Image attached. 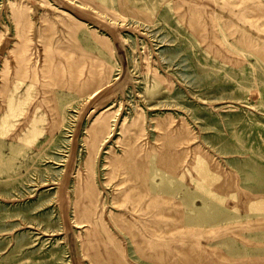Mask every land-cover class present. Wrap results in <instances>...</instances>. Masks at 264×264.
<instances>
[{"label": "rangeland", "instance_id": "1", "mask_svg": "<svg viewBox=\"0 0 264 264\" xmlns=\"http://www.w3.org/2000/svg\"><path fill=\"white\" fill-rule=\"evenodd\" d=\"M241 32L264 43V0H0V120L31 83L0 133V264H98L85 234L100 213L128 264H264V207L246 204L264 200V48ZM36 106L42 134L14 139ZM129 156L147 164L144 187Z\"/></svg>", "mask_w": 264, "mask_h": 264}, {"label": "bare ground", "instance_id": "2", "mask_svg": "<svg viewBox=\"0 0 264 264\" xmlns=\"http://www.w3.org/2000/svg\"><path fill=\"white\" fill-rule=\"evenodd\" d=\"M254 7H252V8H254ZM257 9H260V8H257ZM68 15L74 22H76V23L79 22V24L84 25V26L86 25V23L78 20L77 18H75L71 14H68ZM190 23L193 26V30L194 31H196L197 33L200 32V30L202 29V25H201V23L198 20V14L196 12H194L191 15ZM66 26L69 27V25H67V24H66ZM90 33L95 38L99 37V36H97L95 34V30L94 29H92L90 31ZM224 38H225V36H224ZM235 42H241V43L248 42L249 46H250L249 47L250 48V52H252L254 54V56H257L256 52H259L260 51L259 49L264 48V43L258 44V45L255 44V43L253 44L252 40L248 41V39L245 37V35L242 32L239 34V36L235 40ZM230 48H232V47H230ZM260 57H261V54L258 55L257 60ZM252 65L254 66V64H252ZM101 66H102V63L100 61H98V60H95L94 57H93L91 59V61H90V66L88 67V71H87L86 76L83 79V82H86V84H88L89 82H92L93 84H97L99 82V80H98L99 79L98 78V72L100 71ZM254 70H255V68H254ZM30 87H31V83L26 84V86L24 87L23 92L17 93L16 95H14L13 97L10 98L11 106H10V108H8L5 111V113L2 115V118L0 120V133H6L11 126L15 125V123L13 121L12 122H10V121L6 122L5 119L7 118L8 115H16V114H18V110L20 109V102H21V100L23 98H26V96L28 95V91H29ZM37 110H38V108L36 106V108H34V110L31 112L32 114L30 116L25 115L27 112L24 114L25 115L24 124H23L22 128L19 131H16L13 134V138L14 139L22 140L24 142H30L31 144H33L34 141H36V139L38 140V138L40 137V135L43 132V129H42L43 127L39 128L38 122L41 121V120L44 122V118L42 117V115H38L36 113V112H38ZM100 114L97 115L94 118L93 123H92L93 124L92 135H93L94 140L102 132L103 128H105V126H107V121H106L105 117L103 115L100 116ZM39 124H41V123H39ZM11 150L12 151H20L21 148L18 147L17 145H15V146H11ZM165 151L163 153V155H164L163 158L160 159V157H159V160H160L159 162H160V164H162L166 168H168V170H169V172L171 174H174L175 168H176V160L177 159H176L175 155H173L169 150H165ZM197 159L200 162L199 170H201V172H202L201 174H203L204 177L202 176L201 179L195 180V185H196V187H208L207 186L208 182L207 183L205 182L206 174L208 173V172H205V170L207 169L208 165L206 164L205 159L200 157L199 155H198ZM0 161L1 162L4 161L1 158V156H0ZM125 162L127 163V167L129 169V171L132 172L134 175H136L139 178V180H138L139 182H138L137 187H144L145 181L148 179V176H149V174H148V172L146 170V165L147 164L145 165L146 162H145L144 158H137L135 160V159H132V157L129 156V157L126 158ZM211 169H213V168H211ZM208 171H209V173L210 172L212 173L210 168H209ZM182 174L175 175V176H177V178L178 177H182ZM215 175H213V176H215ZM207 176H209V175H207ZM210 176H211V174H210ZM215 178H217V175H216ZM210 179H209V182L211 181ZM217 181H219V180L217 179ZM222 182H223V180H222ZM215 183H216V179L214 181V184ZM220 183H221V179H220ZM226 184H228V182H225L224 184H222V186L223 185L226 186ZM219 185H221V184H219ZM222 186H220L221 187L220 190H222ZM225 186H224V188H225ZM220 187H218V188H220ZM226 187H230V184L227 185ZM91 188H92V183L90 181H86L85 190L83 191V196L86 197L87 203L83 205L82 211H80L81 214L94 213V205L95 204H94V201L92 200V197L90 195ZM209 192L211 194H213L214 196L218 197L220 200H224V195H223V197H221L220 194L217 196V191H209ZM233 198L236 199L237 197L234 196V194H233ZM252 201H254V202H252ZM252 201L251 200L247 201L246 204H250L252 206L254 205L256 207H264V200L263 199H254ZM262 214H260V215H262ZM121 215H123V214H121ZM98 221H100L101 223L100 222L99 223L102 224L100 226V228L102 227V229H103L102 232H100L98 230L99 229L98 226H97V224L99 225V223H97ZM103 221L104 220L102 218V214L101 213L98 214V218L96 220H90V223H91L90 229H86V234H85V238H86V241L89 243V246L92 247L95 250L94 254H95L96 262L98 264H128L127 260L125 259L124 255H123L122 249L118 246V245H120L119 242L117 243L118 245H116L114 243V238H116L115 234H113V233L111 234V232H109V228H107L105 226V224H103ZM123 221H125V220L121 219V222H123ZM101 233H103V235ZM113 235H114V238H113ZM117 241H119V239ZM146 241H148V240H146L145 238H142V237H140V240L138 242L136 241V239L133 238V242L134 243L136 242L135 243L136 249L137 248L142 249L143 248L142 244H145L146 247L153 246V244L151 242H146ZM99 245H102L104 250L100 251L98 249ZM178 248H180V247H178ZM184 249L185 250H183V252L185 253V255L190 260H192V261L196 260V258H197L196 254H195L194 251H192V249L189 246L184 247ZM203 251L204 250H201V253ZM202 254H203V258H204L203 261H207V260L209 261L210 258L208 256V253L205 252V253H202ZM199 255H200V253H199Z\"/></svg>", "mask_w": 264, "mask_h": 264}]
</instances>
